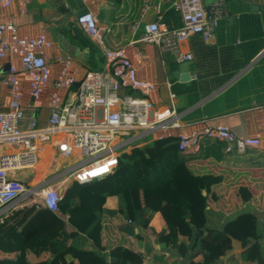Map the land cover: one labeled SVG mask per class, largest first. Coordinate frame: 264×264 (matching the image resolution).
<instances>
[{"label": "crops", "instance_id": "1", "mask_svg": "<svg viewBox=\"0 0 264 264\" xmlns=\"http://www.w3.org/2000/svg\"><path fill=\"white\" fill-rule=\"evenodd\" d=\"M216 1L202 0V3L208 7ZM225 4L226 15L215 30L213 41L207 43L198 35L192 36L184 46L192 59L183 62L156 44L140 41L143 26L149 22L160 20L169 29L181 27L180 15L166 2L152 0L146 8L143 0H13L9 9L0 11V21H13L23 36L44 34L52 41L53 48L48 56L53 77L58 70L54 63L56 55L70 56L71 70L81 79L88 71L109 73L106 52L125 51L137 67L138 76L156 86L150 95L154 111L169 110L178 115L179 127L170 131L169 136L189 135L205 122L213 126L225 125L239 136L264 137V0H225ZM87 12L97 19L103 35L101 44L85 35L77 23L78 16ZM76 31L92 48L79 41ZM10 60L19 68L16 59ZM183 63L189 65L188 84L180 80L186 74L180 70ZM5 66L0 70V81L8 73H1ZM20 80L25 116H33L39 127H43L50 117L47 105L53 87H48L41 105L32 108L27 78L21 76ZM76 87L77 84L60 92L64 102L73 99ZM129 90L125 92L129 94ZM7 97V89L3 87L1 101L6 103ZM157 139L159 135L147 136L139 144L140 149L146 152ZM224 147L223 141L203 138L198 146L180 152L187 157L179 171L191 172L200 180L202 194L208 196L213 211L212 227L242 212H252L258 215L264 232V215L259 210L264 207V144L244 153H227ZM8 151L9 147L0 150ZM116 202L113 200L109 208H117ZM146 202L153 216L142 240L138 242L120 231L130 221L126 212L118 214L106 230L105 244L110 247L121 243L134 250L142 255V264H184L177 251L166 248L157 239L156 233L165 228L158 192L150 193ZM18 209L21 207L10 214ZM63 218L66 220L67 216ZM67 230L73 231V228L67 226ZM180 239L191 243L186 237L180 236ZM84 242L87 248L93 247L86 238ZM243 251V244L233 239L232 249L221 257V264H247L241 260ZM190 254L195 255L194 263L203 264L200 248ZM0 264L9 263L0 261Z\"/></svg>", "mask_w": 264, "mask_h": 264}, {"label": "built area", "instance_id": "2", "mask_svg": "<svg viewBox=\"0 0 264 264\" xmlns=\"http://www.w3.org/2000/svg\"><path fill=\"white\" fill-rule=\"evenodd\" d=\"M157 1L168 3L180 15L182 25L169 29L160 20L149 22L143 26L140 41L158 45L179 62L192 59L184 48L189 39L198 35L205 42H212L226 15L225 0L208 7L202 0ZM151 2L143 0L146 8ZM12 3L13 0H0V11L9 9ZM77 23L85 35L95 43H102V31L93 13L79 15ZM52 48L53 43L46 35L23 36L13 21H0V70L9 62V71L0 81V147L10 148L8 152H0V221L14 209L32 205L59 213L58 203L73 183L112 173L123 152L140 149L139 144L147 136L164 138L179 127L174 111H154L150 95L156 86L138 76L137 67L125 51L106 52L109 73L88 71L79 79L71 70V57L61 54L55 56L58 70L53 77L48 56ZM12 58L19 68L12 64ZM21 76L27 78L32 108L41 105L46 90L50 85L53 87L47 105L50 117L43 127L33 116H25ZM76 84L73 99L64 102L60 92ZM3 87L8 92L6 103L1 101ZM127 88L133 94H127ZM175 137L179 139V153L198 146L203 138L223 141L227 153H244L264 144V137L239 136L225 125L205 122L200 123L199 130ZM45 147L52 154L49 171L31 186ZM65 160L69 163L59 167L60 161ZM22 172L26 173L24 178L20 176Z\"/></svg>", "mask_w": 264, "mask_h": 264}, {"label": "trees", "instance_id": "3", "mask_svg": "<svg viewBox=\"0 0 264 264\" xmlns=\"http://www.w3.org/2000/svg\"><path fill=\"white\" fill-rule=\"evenodd\" d=\"M75 34L85 46L92 48L81 33L76 31ZM178 144L177 137L168 136L157 139L146 152L139 148L123 152L112 173L73 183L58 203L59 213L32 205L9 214L0 223V261L9 264H122L123 261L142 264L141 254L121 243L108 247L104 236L114 218L127 212L131 223L120 231L140 242L150 229L153 216L146 199L150 193L158 192L165 228L156 233L157 239L166 248L177 251L184 264H196L195 255L190 254L196 248L202 251L203 264H221V257L232 249L233 239L243 244V262L264 264V232L258 215L242 212L212 227L213 211L208 196L202 194L200 180L191 172L179 171L187 156L179 153ZM112 198L122 205L114 209L107 207ZM67 226L73 231H68ZM180 236L191 243L182 241ZM84 238L91 242L92 248L86 247Z\"/></svg>", "mask_w": 264, "mask_h": 264}, {"label": "bare ground", "instance_id": "4", "mask_svg": "<svg viewBox=\"0 0 264 264\" xmlns=\"http://www.w3.org/2000/svg\"><path fill=\"white\" fill-rule=\"evenodd\" d=\"M0 150H4V149L0 147ZM41 157H42V160L36 166V173H35L34 179L31 181V185H34L40 182L45 177V175L48 173L49 166L52 161L51 149L47 147L44 150V152L41 154ZM35 181H38V182L32 183Z\"/></svg>", "mask_w": 264, "mask_h": 264}, {"label": "rangeland", "instance_id": "5", "mask_svg": "<svg viewBox=\"0 0 264 264\" xmlns=\"http://www.w3.org/2000/svg\"><path fill=\"white\" fill-rule=\"evenodd\" d=\"M7 147H4L3 149H6ZM47 147H45V149H46ZM44 149V150H45ZM44 150L43 151H41V153H40V161L42 160V157H41V154L44 152ZM128 151H130V150H128ZM61 160V159H60ZM39 161V162H40ZM69 163V161L68 160H65V161H60V163H59V167L60 166H62V165H67ZM25 172H22V173H20V176L22 177V178H24L25 177ZM36 182H38V181H35V182H32V183H36ZM30 185H31V182H30ZM35 185V184H34ZM34 185H31V186H34ZM113 200H116L117 202V204H118V206L119 205H122V203H120V201L118 200V199H116V198H112V199H109L108 200V203H107V207H111V204H112V202H113ZM123 203H124V205H125V202L123 201ZM259 210H260V212L264 215V207H260L259 208ZM263 224V223H262ZM262 245L264 246V239L262 240Z\"/></svg>", "mask_w": 264, "mask_h": 264}, {"label": "water", "instance_id": "6", "mask_svg": "<svg viewBox=\"0 0 264 264\" xmlns=\"http://www.w3.org/2000/svg\"><path fill=\"white\" fill-rule=\"evenodd\" d=\"M180 70H184L186 72L185 75H182L180 77V80L184 83H189L190 82V74L188 73L189 72V65L188 63H183L182 66L180 67ZM9 71V65L7 64L5 66V68L1 71V73H6Z\"/></svg>", "mask_w": 264, "mask_h": 264}]
</instances>
